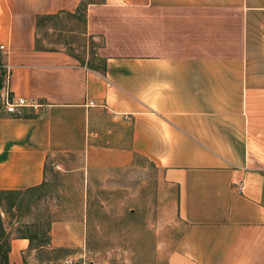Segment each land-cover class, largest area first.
<instances>
[{
	"label": "crops",
	"instance_id": "crops-1",
	"mask_svg": "<svg viewBox=\"0 0 264 264\" xmlns=\"http://www.w3.org/2000/svg\"><path fill=\"white\" fill-rule=\"evenodd\" d=\"M80 1L0 0V190L41 185L62 155L88 167L137 154L182 224L166 264H264V0L88 4L78 33L102 39L103 68L36 28ZM63 15L47 29L63 30ZM5 90L31 104L8 112ZM14 227L8 263L24 264ZM69 231L53 221L46 247L78 244Z\"/></svg>",
	"mask_w": 264,
	"mask_h": 264
},
{
	"label": "rangeland",
	"instance_id": "rangeland-1",
	"mask_svg": "<svg viewBox=\"0 0 264 264\" xmlns=\"http://www.w3.org/2000/svg\"><path fill=\"white\" fill-rule=\"evenodd\" d=\"M61 19L63 30L50 31L47 26L54 23L47 22L39 30L40 38L54 45L70 39L69 45L82 61L102 62L96 55L102 39L89 40L78 33L79 21L67 15ZM260 138L264 148V137ZM98 158L82 167L80 155L59 156L55 159L59 167L51 166L38 188L19 194L20 210L9 214L0 205L7 229L14 227L16 220L41 228L48 224L49 229L53 221H60L70 226V236L77 239L74 246L27 250L24 263L166 264L182 224L173 222L163 209L166 200L155 164L137 154L122 165L111 164L107 155Z\"/></svg>",
	"mask_w": 264,
	"mask_h": 264
},
{
	"label": "trees",
	"instance_id": "trees-1",
	"mask_svg": "<svg viewBox=\"0 0 264 264\" xmlns=\"http://www.w3.org/2000/svg\"><path fill=\"white\" fill-rule=\"evenodd\" d=\"M102 0H81L79 4L77 5L74 12H61L62 14H65L71 18H75L77 21H79L80 24L84 23L86 21V8L88 4L91 3H99ZM61 13L56 14H50V15H38L36 17V28L39 31L46 22L50 20H55L60 18ZM100 62V61H99ZM102 64V66H101ZM103 62H100L99 65H93L90 64L89 66L92 68L102 67L103 68ZM23 116H28V114L21 113ZM40 186V185H39ZM39 186L32 187L30 189L26 190H35ZM26 190H0V205L3 207L4 211L12 214L13 209L20 210L22 208V199H18L19 194L22 191ZM28 208L29 204H25ZM15 234L17 236H23L28 238L29 245L28 250H41L45 248L50 241L49 236V225H44L43 228H41L39 225L33 222H21L18 221L17 225L14 227ZM11 231H6L3 221L0 217V264H9L8 263V253L10 250V239ZM26 264V263H24Z\"/></svg>",
	"mask_w": 264,
	"mask_h": 264
},
{
	"label": "built area",
	"instance_id": "built-area-1",
	"mask_svg": "<svg viewBox=\"0 0 264 264\" xmlns=\"http://www.w3.org/2000/svg\"><path fill=\"white\" fill-rule=\"evenodd\" d=\"M0 47H2L0 45ZM5 67V77L4 79H7L9 76V71H10V66L9 65H1ZM5 81V80H4ZM1 102L2 104L5 106V109L8 112L11 113H16V114H20L19 111V107H22L24 105H30L31 103H27L26 99L23 97H18L16 99H12L10 97V95L8 94V91L5 90L2 94H1ZM238 191L241 190V184L238 185L237 187Z\"/></svg>",
	"mask_w": 264,
	"mask_h": 264
}]
</instances>
